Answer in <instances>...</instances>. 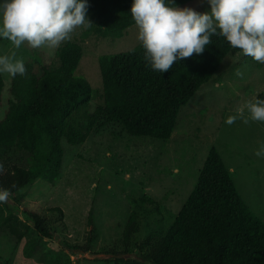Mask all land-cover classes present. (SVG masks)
Segmentation results:
<instances>
[{
    "label": "rangeland",
    "instance_id": "374dc122",
    "mask_svg": "<svg viewBox=\"0 0 264 264\" xmlns=\"http://www.w3.org/2000/svg\"><path fill=\"white\" fill-rule=\"evenodd\" d=\"M178 8L201 14L211 11L208 0H192ZM85 29L78 27L68 41L84 49L74 76L90 83L95 110L104 103L100 57L125 52L141 41L137 25L117 39L91 36L83 40ZM56 50L34 49L26 42L16 49L0 38V56L15 53L16 59L34 63L41 74L53 62ZM1 74L6 83L0 120L12 97V76ZM263 90L264 63L239 52L228 55L213 78L181 109L167 141L131 137L115 124L94 132L80 145L63 139L58 178H41L0 202L5 215L11 212L26 223L20 240L0 224V264H129L128 260L136 259L139 244L161 237L174 221L212 147L221 153L247 205L264 220V157L254 154L264 145V122L226 123L240 109L248 115L246 102L255 101ZM26 212L45 217L53 237L42 236ZM135 212L140 225L129 244L132 253L120 254L125 250L120 240Z\"/></svg>",
    "mask_w": 264,
    "mask_h": 264
},
{
    "label": "trees",
    "instance_id": "16d2710c",
    "mask_svg": "<svg viewBox=\"0 0 264 264\" xmlns=\"http://www.w3.org/2000/svg\"><path fill=\"white\" fill-rule=\"evenodd\" d=\"M190 1L165 3L178 7ZM133 3L86 0V23L88 19L91 26L82 39L122 38L136 25ZM211 41L202 54L177 60L166 73L151 68L142 42L125 52L101 56L104 103L95 110L90 83L74 76L84 53L80 43L63 42L42 74L34 63H25L26 74L12 77V97L0 120V192L16 193L41 178L56 180L63 139L80 145L111 124L121 126L131 137L171 139L181 109L213 78L228 55L242 52L222 36L214 35ZM5 83L0 73V101ZM257 99H264V90ZM26 217L42 236L53 237L45 217L36 212H26ZM0 224L18 240L23 238L26 223L17 215H5L0 208ZM139 225L135 212L120 240L125 250L114 252L132 253L129 244ZM135 254L129 264H264V220L239 193L216 147L210 149L196 186L166 232L139 244Z\"/></svg>",
    "mask_w": 264,
    "mask_h": 264
},
{
    "label": "clouds",
    "instance_id": "9594fccd",
    "mask_svg": "<svg viewBox=\"0 0 264 264\" xmlns=\"http://www.w3.org/2000/svg\"><path fill=\"white\" fill-rule=\"evenodd\" d=\"M174 0H169L173 4ZM211 11L198 13L191 8L169 6L165 0H134L131 15L138 27V39L146 50L145 60L155 71L166 73L177 60L202 54L219 35L245 56L264 63V0H208ZM86 0H0V38L16 49L23 43L31 48H58L86 23ZM0 73L12 77L26 74L25 63L11 56H0ZM238 76L242 73L237 71ZM245 109L226 120L264 122V99L248 101ZM264 157V145L254 153ZM9 193L0 192V202Z\"/></svg>",
    "mask_w": 264,
    "mask_h": 264
}]
</instances>
